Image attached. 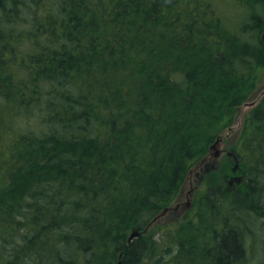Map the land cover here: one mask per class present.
<instances>
[{
    "label": "trees",
    "instance_id": "obj_1",
    "mask_svg": "<svg viewBox=\"0 0 264 264\" xmlns=\"http://www.w3.org/2000/svg\"><path fill=\"white\" fill-rule=\"evenodd\" d=\"M217 3L0 1V264L252 263L264 95L244 118L241 188L214 178L184 225L128 239L261 80L264 0Z\"/></svg>",
    "mask_w": 264,
    "mask_h": 264
},
{
    "label": "rangeland",
    "instance_id": "obj_2",
    "mask_svg": "<svg viewBox=\"0 0 264 264\" xmlns=\"http://www.w3.org/2000/svg\"><path fill=\"white\" fill-rule=\"evenodd\" d=\"M216 1L218 2L217 4H222L221 11L223 13L234 8L232 0ZM259 74L261 80L255 89L256 92L253 97H251L250 100L244 101L238 107L233 123L225 127L224 130L219 133L214 143L209 146L208 152L189 169L173 200L161 209L143 230H132V232H139L138 235L133 238L153 232L156 236H160L162 232L168 229L184 225L186 218L192 215L198 209V206L202 205L201 199L204 197V192L206 191L209 193V189L214 187L211 183V180L214 178H216L218 183L221 184L222 188L225 190L228 189L229 191L235 192L241 188L244 182L243 179L245 178L242 173H238L239 164L244 162L245 155L247 154L246 150L241 146L244 137L243 119L264 92V70H259ZM252 100H254V103L250 104ZM244 142L245 141H243V143ZM221 166L228 167L231 174L228 176L220 173ZM215 172H217V177L214 176ZM232 176L238 177L239 179L229 183L228 181ZM227 194L230 193L227 192ZM261 215H264V211ZM263 221L264 218L259 219V222L262 223ZM133 238L128 239L131 241ZM256 248V251H254L255 256H253L251 264H264L263 230L260 233V240Z\"/></svg>",
    "mask_w": 264,
    "mask_h": 264
},
{
    "label": "water",
    "instance_id": "obj_3",
    "mask_svg": "<svg viewBox=\"0 0 264 264\" xmlns=\"http://www.w3.org/2000/svg\"><path fill=\"white\" fill-rule=\"evenodd\" d=\"M1 1V0H0ZM260 39L262 42H264V29L262 30V32L260 33ZM264 93V92H263ZM253 104V103H251ZM231 180V179H230ZM138 231H133L131 234H130V237L129 239L133 238L134 236H137L138 235ZM117 264H122L121 261H118Z\"/></svg>",
    "mask_w": 264,
    "mask_h": 264
},
{
    "label": "flooded vegetation",
    "instance_id": "obj_4",
    "mask_svg": "<svg viewBox=\"0 0 264 264\" xmlns=\"http://www.w3.org/2000/svg\"><path fill=\"white\" fill-rule=\"evenodd\" d=\"M237 179H239V178H237ZM237 179H231L230 181H228L229 183L231 182V181H233V180H237Z\"/></svg>",
    "mask_w": 264,
    "mask_h": 264
},
{
    "label": "bare ground",
    "instance_id": "obj_5",
    "mask_svg": "<svg viewBox=\"0 0 264 264\" xmlns=\"http://www.w3.org/2000/svg\"><path fill=\"white\" fill-rule=\"evenodd\" d=\"M171 88V87H170ZM198 103V102H197ZM196 104V103H195ZM207 104V103H206ZM207 106V105H206ZM209 106V105H208ZM203 108V107H202ZM209 109V108H208ZM207 110V109H206ZM206 113V112H205ZM208 114V113H207ZM206 115V114H205ZM244 120V119H243ZM247 124V123H246Z\"/></svg>",
    "mask_w": 264,
    "mask_h": 264
}]
</instances>
